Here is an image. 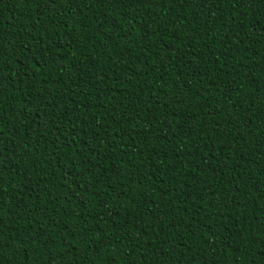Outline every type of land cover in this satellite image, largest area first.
I'll return each mask as SVG.
<instances>
[{
    "label": "trees",
    "instance_id": "trees-1",
    "mask_svg": "<svg viewBox=\"0 0 264 264\" xmlns=\"http://www.w3.org/2000/svg\"><path fill=\"white\" fill-rule=\"evenodd\" d=\"M0 264H264V0H0Z\"/></svg>",
    "mask_w": 264,
    "mask_h": 264
}]
</instances>
